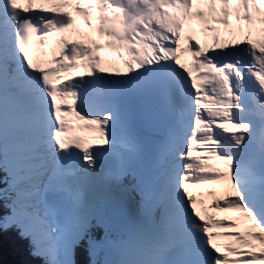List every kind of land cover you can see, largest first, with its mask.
Here are the masks:
<instances>
[{"label":"snow or ice","instance_id":"6c2138e0","mask_svg":"<svg viewBox=\"0 0 264 264\" xmlns=\"http://www.w3.org/2000/svg\"><path fill=\"white\" fill-rule=\"evenodd\" d=\"M6 246L264 264V0H0Z\"/></svg>","mask_w":264,"mask_h":264},{"label":"trees","instance_id":"16d2710c","mask_svg":"<svg viewBox=\"0 0 264 264\" xmlns=\"http://www.w3.org/2000/svg\"><path fill=\"white\" fill-rule=\"evenodd\" d=\"M21 258L19 250L12 249L9 247H5L2 259L5 262V264H12V262L19 260Z\"/></svg>","mask_w":264,"mask_h":264},{"label":"bare ground","instance_id":"6f19581e","mask_svg":"<svg viewBox=\"0 0 264 264\" xmlns=\"http://www.w3.org/2000/svg\"><path fill=\"white\" fill-rule=\"evenodd\" d=\"M105 59H111L112 58V54L108 53L106 50H102L100 53ZM202 189H192L191 191L193 192V194L201 191Z\"/></svg>","mask_w":264,"mask_h":264}]
</instances>
